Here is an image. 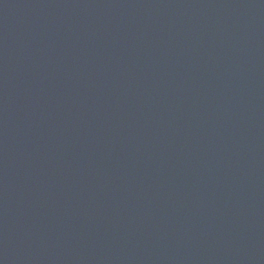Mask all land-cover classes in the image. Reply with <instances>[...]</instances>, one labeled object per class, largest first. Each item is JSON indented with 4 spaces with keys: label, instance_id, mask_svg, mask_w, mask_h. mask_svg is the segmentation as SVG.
Masks as SVG:
<instances>
[{
    "label": "water",
    "instance_id": "1",
    "mask_svg": "<svg viewBox=\"0 0 264 264\" xmlns=\"http://www.w3.org/2000/svg\"><path fill=\"white\" fill-rule=\"evenodd\" d=\"M0 264H264V0H0Z\"/></svg>",
    "mask_w": 264,
    "mask_h": 264
}]
</instances>
